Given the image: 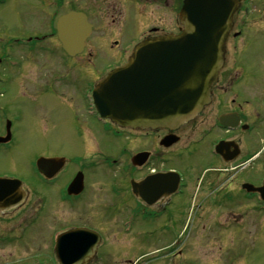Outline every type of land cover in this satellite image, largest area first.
I'll list each match as a JSON object with an SVG mask.
<instances>
[{"label": "flooded vegetation", "instance_id": "obj_1", "mask_svg": "<svg viewBox=\"0 0 264 264\" xmlns=\"http://www.w3.org/2000/svg\"><path fill=\"white\" fill-rule=\"evenodd\" d=\"M183 1L0 0V37L19 49H0V73L18 70L12 83L17 95H28L37 105L32 119L38 137L61 135L44 127L62 126L68 129L62 133L74 139L73 152L44 146L35 155L34 190L16 173L0 172V178L21 180L26 193L19 207L0 211V222L32 199L29 206L41 232L86 231L98 237L90 256L72 264H100L126 250L117 239L137 219L147 225L144 232H161L157 244L167 251L161 261L173 245L164 239L167 222L197 218L215 224L217 218H236V228L217 223L213 230L219 237L246 235V201H253L264 219V202L243 187H264V0H243L234 11L209 105L191 121L174 130L123 129L101 119L93 107L94 87L125 65L139 43L181 33ZM71 13L84 16L88 34L81 52L69 55L58 25ZM36 75L38 83L32 82ZM5 95L2 89L0 97ZM40 105L50 115L59 112L58 118L38 120ZM1 107L6 108L0 101ZM3 121L0 138L9 123L10 140L0 144V155L9 154L15 134L12 123ZM38 160L53 162L38 165ZM203 226L198 233L207 235L209 227ZM51 247L46 252H52V264H60L55 242ZM105 251L114 254L108 257Z\"/></svg>", "mask_w": 264, "mask_h": 264}, {"label": "water", "instance_id": "obj_2", "mask_svg": "<svg viewBox=\"0 0 264 264\" xmlns=\"http://www.w3.org/2000/svg\"><path fill=\"white\" fill-rule=\"evenodd\" d=\"M241 1L185 0L179 15L180 35L142 42L124 67L94 89L92 99L100 117L122 128L168 130L196 117L209 103L232 14ZM58 28L63 48L70 54L80 52L88 30L81 16L70 14ZM8 140L7 130L0 143ZM41 161L53 162L38 160L37 164ZM246 189L264 199V187ZM23 195L19 181L0 179V210L18 205ZM92 238L83 233L60 236L56 242L60 264L89 256L96 243Z\"/></svg>", "mask_w": 264, "mask_h": 264}, {"label": "rangeland", "instance_id": "obj_3", "mask_svg": "<svg viewBox=\"0 0 264 264\" xmlns=\"http://www.w3.org/2000/svg\"><path fill=\"white\" fill-rule=\"evenodd\" d=\"M7 20L11 22V19ZM4 24L6 27L11 25ZM9 33L6 32L5 35ZM2 34L4 29L0 31V35ZM0 38V49L3 53L19 51L17 47L10 44L9 38L4 35ZM17 75L18 70L6 75L0 73V94L2 89L6 90V95L0 97L1 103L6 106V108L1 107L2 111H0V132L3 129L4 118L12 123L15 133L9 145V154L0 155V172L16 173L29 189L34 190L38 186V179L32 167L35 155L44 149V146H48L50 150L61 148L65 153L73 152L71 143L74 139H68L66 133H62L68 131L62 126L44 127L49 130H59L61 135L44 138L36 135L32 115L35 116V112L38 111L37 105L30 103L28 95L16 94L12 80ZM34 81L38 83L37 75L33 76L32 82ZM17 83L19 84L18 81L15 82ZM27 84L29 85V82ZM58 116L59 112L50 115L45 106H39L38 120L43 117L53 121ZM29 204L21 210L16 209L10 215H6L5 223L0 222V264L6 262L7 264H36L37 260L42 259L45 263L52 264V253L46 252L53 244L52 231L43 233L39 230V226L34 222L35 216L31 208L33 204L31 207ZM255 211V203L246 201V235L242 236H232V234L219 237L213 230L217 228V223H220L222 228H236V218H231L229 221L217 218L214 220L215 224L211 220L197 218L177 220L176 223L167 222L165 226L168 228L164 239L167 244L173 245L170 254L163 261L161 258L165 253L167 254V251L162 252L160 250L162 246L157 244L158 240L163 238L161 232H144L145 230L141 229L146 228L147 225L137 219L135 223H131L130 231H123L117 239L118 243L124 244L120 248L126 250L116 252L113 257L110 256L114 253L105 251L110 258L100 259L98 263L126 264L127 260H131L136 261L137 264H264V219H262V213ZM125 217L126 214L121 217V220L123 221ZM201 226L209 227L207 235L199 234ZM110 242H114L113 239Z\"/></svg>", "mask_w": 264, "mask_h": 264}]
</instances>
